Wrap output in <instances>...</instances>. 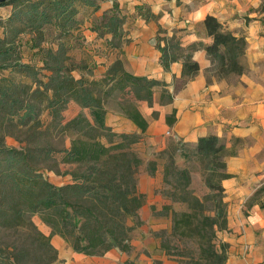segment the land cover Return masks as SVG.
<instances>
[{"label":"trees","instance_id":"obj_1","mask_svg":"<svg viewBox=\"0 0 264 264\" xmlns=\"http://www.w3.org/2000/svg\"><path fill=\"white\" fill-rule=\"evenodd\" d=\"M100 1H0V5L12 7L0 35V264H69L58 258L51 241L54 234L74 251L85 254L100 255L112 247L128 252L142 224L138 210L145 195L138 190L137 180L143 158L134 148L140 133L112 130L105 122L106 104L118 95V107L143 130L147 121L132 100L151 102L153 88L163 85L160 101H171L173 93L165 82L128 71L118 58L101 75L74 76V67L64 62L65 50L60 42L49 45L41 54L42 76L34 64L22 60L20 32L30 34L25 42L29 49L38 51L42 46L37 34L44 28L54 27L61 35L77 24L80 8L97 10ZM111 1L112 6L102 13L103 23L105 31L120 39L125 14L118 10L117 0ZM136 7L145 19L157 18L145 5ZM203 25L211 40L187 45L181 43L182 28L169 32L158 25L154 41L161 52L160 62L167 69L181 59L182 83L199 69L192 53L200 46L211 61L208 70L216 71L214 75L223 77L245 68L244 35L226 29L210 13L205 15ZM5 70L29 75L33 86H23ZM206 79L211 80V76L206 74ZM70 100L80 109L66 118L63 111ZM44 110L46 121L41 117ZM166 120L172 122L174 117L167 115ZM14 130L25 134L16 135L18 146L5 141V134ZM55 130L64 134L68 145L55 146L48 137ZM227 152L224 140L209 133L198 136L194 143L172 141L145 162L151 173L158 164L162 166L160 192L169 202L159 211L170 215V224L155 230L154 235L159 247L178 264L226 262V243L218 240L217 231L226 225L221 180L228 175L224 159ZM178 156L198 164L208 188L202 195L191 186L193 169L179 165ZM50 161L72 164L65 170L70 180L51 182L42 171ZM173 202L182 203L184 208L174 209ZM33 214L49 227L48 233L38 227ZM183 239L191 245L181 246ZM160 263V259L152 262Z\"/></svg>","mask_w":264,"mask_h":264},{"label":"crops","instance_id":"obj_2","mask_svg":"<svg viewBox=\"0 0 264 264\" xmlns=\"http://www.w3.org/2000/svg\"><path fill=\"white\" fill-rule=\"evenodd\" d=\"M151 1L147 0L150 5L145 4L157 15L156 19H145L137 11L134 14L135 6L129 8L124 2L133 14V36L126 45L122 64L134 74L164 81L173 97L171 101H160L163 85H157L151 102L132 100L147 121L143 130L118 106L110 109L106 104L105 115L112 130L140 133L134 148L143 158L137 180L138 190L145 195L138 210L142 224L128 252L112 247L97 255L71 249L85 261L78 264H152L154 259H160V264H178L159 247V239L154 235L155 230L170 224V215L159 211L163 203L169 202L160 192L162 166L158 164L151 173L145 162L172 141L194 143L198 136L214 133L224 140L228 150L224 156L228 175L221 180L226 225L217 231L218 240L226 243L225 264H264V197L254 199V193L264 185V8L259 6V0ZM208 13L215 15L226 29L244 35L245 68L223 77L211 75L208 81L206 73L211 61L200 46L192 53L199 69L182 83L181 59L173 61L167 69L160 62L161 52L154 41L158 23L169 32L182 28V45L199 40L206 43L211 40L203 25ZM113 52L98 57V65L99 60L102 65L90 77L101 75L116 58L120 59ZM70 102L76 105L74 115L80 106L74 100L67 106ZM167 115L174 120L168 122ZM69 180L70 174L66 181Z\"/></svg>","mask_w":264,"mask_h":264},{"label":"rangeland","instance_id":"obj_3","mask_svg":"<svg viewBox=\"0 0 264 264\" xmlns=\"http://www.w3.org/2000/svg\"><path fill=\"white\" fill-rule=\"evenodd\" d=\"M117 1L119 5L118 10L125 14V21H124L125 23L124 22L122 23V27L120 31L122 37L120 39L114 37L111 32L105 31V26L103 23L105 19L102 18V13H104V11L109 10V8L112 6V1L103 0L102 2L100 1V7L97 10L92 9L90 6L80 8L77 14L79 18L77 24H75L71 28L66 29L65 33H62L61 35L58 33V30L54 27L44 28L40 34L39 33L37 34V38L40 39L39 41L42 46L40 49H38V51H36V49L32 51L31 49H29L27 45L28 43L26 44L30 34L26 32H20L19 36L21 40V49L23 54L22 60L29 61L30 63L34 64L35 67L39 70L40 76H42L43 74H45L44 73L45 70L40 68V65L42 64L41 54L44 51H46L45 49L49 45H55L57 42H60L61 47L65 50L66 58L64 62L74 67L71 70V73L74 76H79V75L88 76L89 73L90 76L93 72L97 73L98 69L101 67L100 66L101 60H99V65H98V60H97L98 57L101 55H107L110 51H114L113 52L114 54L118 55V57H120L121 60L122 59L124 60L126 45L132 40V36H133L132 35L133 26H131V24L133 23V21H131L133 14L130 10H128L124 6V4L127 3L128 5L126 6L129 8H131V6L134 5L135 6L134 14H135V12L138 9V7L136 6L139 5L146 6V4L149 3L147 2V0H117ZM175 1H179V0H175ZM258 4L259 6H263L264 8V0H259ZM11 8H12L11 4L0 5V35L3 34L1 25L4 23V20L8 15V13L10 12ZM137 13L139 12L137 11L136 14ZM25 40L27 41L25 42ZM123 60L121 62H123ZM4 72L5 74L13 75L15 79L18 80V83H21L23 86L24 84L25 85L30 84L31 86H33V81L31 77L27 74H23L21 72L10 73L8 70H5ZM206 74L211 76L216 74V71L213 69L211 70L207 69ZM214 76L220 77L217 75ZM116 97L112 96V98L108 99L107 102L108 108L115 109L112 107L118 106ZM75 111H76L75 103L70 102L69 106H67V109H65L64 116L66 117L67 115L68 117L72 115ZM41 117L45 121L47 120L48 116L45 110L42 111ZM16 135L20 137L25 136V134L21 130H14L13 134L10 133L5 134V141L8 144H12L16 146L20 145V141L16 138ZM62 136L66 138L64 134L62 135L61 131L55 130L48 137H50V140L54 142L55 146L59 147L62 146L63 143L65 144L68 143V139L66 138V140L63 141ZM57 156H59V154ZM56 162L57 161H50L47 164H44L45 166L42 168V171L44 175L51 182L56 184H61L63 182H66L68 178L69 173L66 174L67 172L65 170L72 168L73 165L65 164L62 162H58V163ZM176 162L179 165H187L193 169L191 186L197 194L202 195L204 192L208 190V188L204 184L203 176L200 174L198 164L192 161H186L180 156L176 158ZM259 197L260 199L264 197V185L261 186L260 189L254 193V199ZM206 203L209 204L210 201L207 200ZM173 208L180 210L184 208V205L180 202H173ZM32 218L41 230H43L45 233L49 232V227L44 222L41 221L38 214H33ZM51 241L57 248L58 258L60 260H63L65 261V263H69V264H78L81 262H85L82 257L75 255L71 247H69L68 244H66L62 239L58 238L56 235L51 237ZM180 245L181 246L191 245V241H187L186 239H183V241L180 242Z\"/></svg>","mask_w":264,"mask_h":264},{"label":"water","instance_id":"obj_4","mask_svg":"<svg viewBox=\"0 0 264 264\" xmlns=\"http://www.w3.org/2000/svg\"><path fill=\"white\" fill-rule=\"evenodd\" d=\"M0 1H2V0H0Z\"/></svg>","mask_w":264,"mask_h":264}]
</instances>
